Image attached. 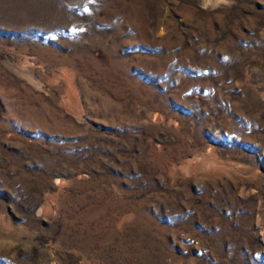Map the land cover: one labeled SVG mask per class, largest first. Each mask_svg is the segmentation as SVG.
I'll return each instance as SVG.
<instances>
[{"label": "rangeland", "instance_id": "374dc122", "mask_svg": "<svg viewBox=\"0 0 264 264\" xmlns=\"http://www.w3.org/2000/svg\"><path fill=\"white\" fill-rule=\"evenodd\" d=\"M0 264H264V0H0Z\"/></svg>", "mask_w": 264, "mask_h": 264}, {"label": "bare ground", "instance_id": "6f19581e", "mask_svg": "<svg viewBox=\"0 0 264 264\" xmlns=\"http://www.w3.org/2000/svg\"><path fill=\"white\" fill-rule=\"evenodd\" d=\"M207 164H208V163H207ZM207 164H206V165H207ZM209 166H210V165H209ZM211 166H213V165L211 164ZM200 167H201V166H200ZM205 167H206V166H205ZM203 169H204V168H203ZM204 171H206V170H204ZM207 171H209V170H207Z\"/></svg>", "mask_w": 264, "mask_h": 264}]
</instances>
